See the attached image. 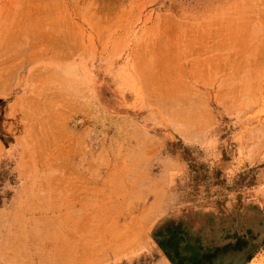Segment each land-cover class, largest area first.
Wrapping results in <instances>:
<instances>
[{"label":"rangeland","instance_id":"1","mask_svg":"<svg viewBox=\"0 0 264 264\" xmlns=\"http://www.w3.org/2000/svg\"><path fill=\"white\" fill-rule=\"evenodd\" d=\"M0 264H264V0H0Z\"/></svg>","mask_w":264,"mask_h":264}]
</instances>
